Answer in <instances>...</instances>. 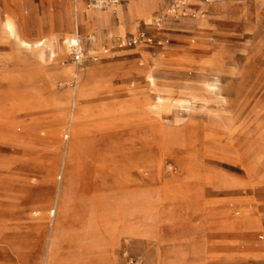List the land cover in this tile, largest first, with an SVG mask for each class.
<instances>
[{
    "label": "rangeland",
    "instance_id": "rangeland-1",
    "mask_svg": "<svg viewBox=\"0 0 264 264\" xmlns=\"http://www.w3.org/2000/svg\"><path fill=\"white\" fill-rule=\"evenodd\" d=\"M131 1L137 8L127 20L120 6L82 2L79 32L65 34L80 36L94 57L57 65L100 69L74 101L73 73L27 60L5 29L10 20L25 40L49 41L62 16H75L74 0H0V238L41 234L20 210L46 207L62 184L68 216L59 219L53 264H264V6L247 24L236 10L242 0ZM110 10L109 24L91 19ZM166 16L173 22L164 25ZM214 75L225 90L205 102L202 82ZM150 76L169 93L157 107L147 100ZM71 110L86 133L62 175V154L45 133L69 126ZM14 123L31 134L11 141ZM225 173L239 183L225 184ZM29 250L0 243V264H34L38 252L27 263Z\"/></svg>",
    "mask_w": 264,
    "mask_h": 264
},
{
    "label": "bare ground",
    "instance_id": "bare-ground-1",
    "mask_svg": "<svg viewBox=\"0 0 264 264\" xmlns=\"http://www.w3.org/2000/svg\"><path fill=\"white\" fill-rule=\"evenodd\" d=\"M130 1V2H129ZM210 1V0H208ZM220 2H223L225 0H219ZM243 3L240 4L236 10L239 12L240 17L247 22V24H250L252 18L251 13L257 9H259L261 5L259 3L260 0H242ZM83 0H74L73 7L75 16L69 17L68 19L65 17H61V19L58 22L57 30H59V33L54 35L52 39L49 41L39 40L36 43H32L30 41H27L23 38V32L20 29L18 30V27L10 20L5 22V29L9 31L14 38L17 39V45L20 48V52L23 56L28 57L27 60L34 62H37L42 66L43 63L47 62H55V66L47 69L49 71H53L54 74L60 75H69L70 73H73V80L74 85L76 86L73 91H71L70 95L74 98V101H76V97H78L82 91L84 90L85 84H87L88 80H90L94 75H96L97 71L100 69V67H97L95 65H89L87 69L83 71L79 70H67L61 69L58 67L57 64L64 61L65 59H69L72 56L71 52V45L76 42H81L80 36L79 38H69L66 32L77 30L79 32L80 30V19H79V9L82 4ZM161 5L164 3L163 0L160 1ZM122 4V3H121ZM119 13L122 16L124 20H127L133 11H135V8H137L134 1L127 0V2L123 5H119ZM113 11L110 10L107 12H95L91 19L95 23H104L109 24L112 21L113 18ZM73 12V13H74ZM77 14V15H76ZM75 18V19H73ZM164 25H166L168 22H173L169 17H164ZM166 22V23H165ZM184 23H191L195 22L191 19H185L183 20ZM29 22L26 20L25 17L22 18L23 28H27L29 26ZM258 29H260L259 25L260 22L258 20ZM161 26V24H160ZM89 40H91L90 48L88 49V52L90 54L95 53V46L97 45L95 40H92V37H89ZM85 48V47H84ZM88 55V54H87ZM94 55V54H93ZM88 57H94L92 55L87 56ZM150 78V84H149V90L146 92L147 100L150 102L153 98L155 103H151V106L157 107L158 104H162L165 100L169 99V93L164 92L163 90H160L155 82V79L153 77ZM192 82V81H191ZM220 79L217 78V76L214 75V78H211V76H207L203 80V90H201V93L204 95L203 100L205 102H209L210 100H213L214 98H220L222 97L224 93V88L222 87L220 83ZM186 88H191L192 83L188 79H185L184 81ZM152 87V88H151ZM195 99V98H194ZM187 102L190 104L188 105V109H194L195 103H193V100H187ZM59 106V105H58ZM152 113V111H150ZM152 117V116H150ZM79 116L77 113L73 110L69 112V126H60L56 130H50L44 135L45 138L48 139H54L57 142L58 149L61 152V164L57 168L58 171L63 175L66 172V168L69 166V158L72 155L75 143H80L83 141V137L85 136L86 130L80 126V123L78 121ZM8 131L11 132V136L13 137V140L11 141H18V139L24 140L26 138V133L29 135L32 131V126H25V125H18L16 123L14 124H8ZM5 126V127H7ZM150 128H152L156 133L158 134H164V128L160 126L153 118L150 119L149 122ZM1 128V127H0ZM44 132V130H42ZM32 136V135H31ZM30 136V137H31ZM70 136L73 138L72 142L66 141V138H70ZM40 140H44V137L42 135L38 136ZM16 139V140H15ZM245 169L249 170L246 166H244ZM69 168V167H68ZM163 167L161 166L159 169V174L161 175L163 172ZM60 173L58 175H60ZM223 182L227 185H237L239 183V179L231 175V173H225L223 177ZM57 191L58 195L57 198L54 199L50 204H47L46 207L41 206H32L29 209H21L20 211L23 212L22 217H20V221L24 222L26 224H29L31 227L35 228L36 230H40L41 234L35 235L33 238H30L27 240H22L21 238H12L10 233L4 234L0 238V243H5V249L11 251L12 248H15L16 245L25 246L29 245L30 250L29 251H23L25 254L23 256L25 257V260L27 263L32 262V253L38 252L34 261V264H53L54 256H53V241L56 235V232L58 231V224L59 219H63L64 216H68L67 210L62 209V203L60 201V194L62 192V184L57 185ZM66 218V217H65ZM61 219V222H62ZM64 220V219H63ZM66 220V219H65ZM81 221V220H79ZM77 220V222H79ZM13 232V230H11ZM17 232V231H16ZM42 232L44 233V237H42ZM264 250V244L261 246ZM43 249L44 252L43 253ZM182 254V253H180ZM183 255V254H182Z\"/></svg>",
    "mask_w": 264,
    "mask_h": 264
},
{
    "label": "built area",
    "instance_id": "built-area-1",
    "mask_svg": "<svg viewBox=\"0 0 264 264\" xmlns=\"http://www.w3.org/2000/svg\"><path fill=\"white\" fill-rule=\"evenodd\" d=\"M88 7H93L97 9H106L111 7H117L122 3V0H83ZM177 8H174L176 11ZM126 44L122 41L121 46H125ZM71 54L72 61L78 66H84L85 62H87V51L84 48L81 42H76L71 45Z\"/></svg>",
    "mask_w": 264,
    "mask_h": 264
},
{
    "label": "crops",
    "instance_id": "crops-1",
    "mask_svg": "<svg viewBox=\"0 0 264 264\" xmlns=\"http://www.w3.org/2000/svg\"><path fill=\"white\" fill-rule=\"evenodd\" d=\"M84 2V1H83ZM177 26H179V23L176 24ZM179 29V28H178ZM178 29H174L175 31L178 30ZM176 35H180L182 37H186L187 35L184 34V33H177ZM178 46V45H177Z\"/></svg>",
    "mask_w": 264,
    "mask_h": 264
}]
</instances>
